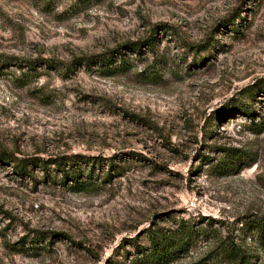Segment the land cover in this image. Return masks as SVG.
<instances>
[{"label": "rangeland", "instance_id": "obj_1", "mask_svg": "<svg viewBox=\"0 0 264 264\" xmlns=\"http://www.w3.org/2000/svg\"><path fill=\"white\" fill-rule=\"evenodd\" d=\"M0 149V264H264V0H0Z\"/></svg>", "mask_w": 264, "mask_h": 264}, {"label": "trees", "instance_id": "obj_2", "mask_svg": "<svg viewBox=\"0 0 264 264\" xmlns=\"http://www.w3.org/2000/svg\"><path fill=\"white\" fill-rule=\"evenodd\" d=\"M128 44L134 48L138 47L139 45L138 42H131ZM47 63L52 64L53 62L48 61ZM56 63L53 66L57 68L60 62ZM249 94L252 95L254 94V92L250 91ZM242 109L245 112L249 111L247 106L244 104L242 105ZM6 158H9L14 162L13 166L18 173H27V166L30 159L19 158L14 154H8L4 150L0 149V159ZM68 158L69 157H63L64 160ZM76 158L84 160L86 162H97L98 160H100L99 157H90L86 155H77ZM55 162L60 163V160H57ZM74 162L77 163V161H73V163ZM46 163L47 161L44 162V164ZM250 232L255 238V241H257L258 244L264 247V216H261L254 221L253 225L251 226ZM198 235L200 234H198V231L194 229L193 224L187 223L185 221L181 222V224L178 226V229L174 233H172V235L161 233L157 235L156 233H154L151 236L152 247L155 252L154 254L158 259L163 261L167 258L173 257L174 255L184 254L190 250L193 244H195ZM215 255V260H220L225 264H249V261L252 257L243 245L236 243L234 240H229L221 244L217 248Z\"/></svg>", "mask_w": 264, "mask_h": 264}]
</instances>
